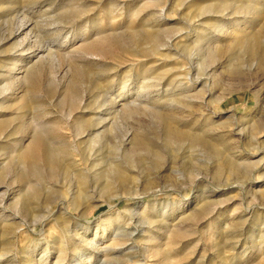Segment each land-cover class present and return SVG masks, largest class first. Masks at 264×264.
Here are the masks:
<instances>
[{
    "label": "rangeland",
    "instance_id": "obj_1",
    "mask_svg": "<svg viewBox=\"0 0 264 264\" xmlns=\"http://www.w3.org/2000/svg\"><path fill=\"white\" fill-rule=\"evenodd\" d=\"M182 2L0 0V264H264V0Z\"/></svg>",
    "mask_w": 264,
    "mask_h": 264
},
{
    "label": "bare ground",
    "instance_id": "obj_2",
    "mask_svg": "<svg viewBox=\"0 0 264 264\" xmlns=\"http://www.w3.org/2000/svg\"><path fill=\"white\" fill-rule=\"evenodd\" d=\"M191 1L192 0H183V4H189V3H191ZM223 4V3H222ZM229 5V4H228ZM213 6V5H212ZM221 6V5H220ZM224 6V5H223ZM225 7V6H224ZM187 8H189V6H187ZM213 8V7H212ZM243 9V8H242ZM226 10H228V6L227 7H225V8H223L220 12H216V11H214L213 12V10H211V8L210 7H202V8H200V10H199V16L200 17H204V16H206V15H212L211 13H216V14H223L224 12H226ZM162 12V11H161ZM247 12H245V14H246ZM232 14V13H231ZM231 14L230 13H228V11H227V14H226V16L228 15V16H231ZM236 14H238V13H236ZM234 15V14H233ZM219 16V15H218ZM222 16H225V15H222ZM203 19V18H202ZM205 22V21H204ZM204 28V27H203ZM179 33V32H178ZM162 34H164V32H161V31H156L155 32V34H152V35H149L148 36V38H147V40H146V43L148 44V47H149V53H152V54H155V53H157L158 52V50H160V48H166L165 49V51L166 50H170L169 48H171V46H170V44H171V42L173 41V40H176V38H178V37H176L175 35H177V34H171V35H167V33H165V37H167L168 38V40H164V35H162ZM197 36V35H196ZM198 38V37H197ZM146 39V38H145ZM206 44V43H205ZM142 53V52H141ZM145 54V53H144ZM143 54V55H144ZM199 63V62H198ZM194 66V65H193ZM195 68V67H194ZM193 70V69H192ZM187 71V70H186ZM194 71H196V70H194ZM193 72V71H192ZM191 73V72H190ZM187 74V73H186ZM181 84V83H180ZM179 84V85H180ZM190 86V85H189ZM191 87V86H190ZM188 88V87H187ZM189 92V91H188ZM160 100V99H159ZM158 100V101H159ZM51 159H52V157H51ZM61 204V203H60ZM51 215V212L49 213V215L47 216V217H49Z\"/></svg>",
    "mask_w": 264,
    "mask_h": 264
}]
</instances>
